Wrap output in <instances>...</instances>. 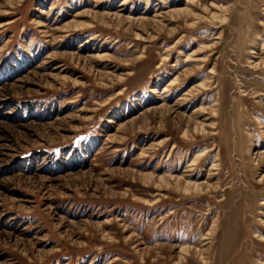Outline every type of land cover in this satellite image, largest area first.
I'll use <instances>...</instances> for the list:
<instances>
[{
	"label": "rangeland",
	"instance_id": "1",
	"mask_svg": "<svg viewBox=\"0 0 264 264\" xmlns=\"http://www.w3.org/2000/svg\"><path fill=\"white\" fill-rule=\"evenodd\" d=\"M0 264H264V0H0Z\"/></svg>",
	"mask_w": 264,
	"mask_h": 264
},
{
	"label": "bare ground",
	"instance_id": "2",
	"mask_svg": "<svg viewBox=\"0 0 264 264\" xmlns=\"http://www.w3.org/2000/svg\"><path fill=\"white\" fill-rule=\"evenodd\" d=\"M189 10L187 8L185 9H176V10H173V12H177V13H186V11ZM172 12V14H173ZM174 15V14H173ZM180 16V15H179ZM184 16V15H183ZM156 20V19H155ZM203 84V83H202ZM155 108V106L151 105V106H148L147 110H151ZM196 129H201L203 130L204 129V125L203 124H196ZM199 157V154L198 156ZM198 158L195 159V161L197 160ZM182 177V176H181ZM181 177H177V180H176V184L179 185L181 187V185H183V188L186 190V191H190L192 189H194L195 191L199 190V191H202L204 189V185H203V182H192V181H186V182H182L181 180ZM161 180L165 181L166 182V178L165 177H162ZM207 181V180H206ZM211 184H209L208 186H210ZM216 226V225H215ZM211 233V232H210ZM182 250L184 252H188L190 250V248H187V246L185 247H182ZM204 253V252H203Z\"/></svg>",
	"mask_w": 264,
	"mask_h": 264
}]
</instances>
